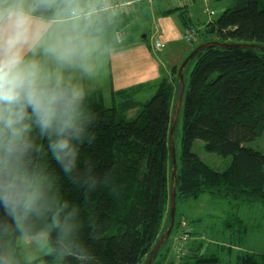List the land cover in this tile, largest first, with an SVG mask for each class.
Returning <instances> with one entry per match:
<instances>
[{
    "label": "trees",
    "instance_id": "obj_1",
    "mask_svg": "<svg viewBox=\"0 0 264 264\" xmlns=\"http://www.w3.org/2000/svg\"><path fill=\"white\" fill-rule=\"evenodd\" d=\"M120 10L102 12L94 21L97 33L109 29L112 15ZM183 20L189 26L188 20ZM200 35L201 44L264 47V0H229L225 11L207 23ZM179 69L173 68L172 79L154 86L156 93L146 103L135 99L146 86L113 92L110 104L101 89L87 91L88 138L80 146L76 179L60 170L48 150L47 137L33 129L35 149L29 166L38 173L43 210L17 228L0 209V224L12 229L0 238V249H9L15 264H79L75 257L60 253L58 229L52 225L54 215L71 217L79 241L96 257L95 264H145L170 224L169 133L179 95ZM184 81L179 150L175 143L177 204L204 196L228 202L232 211L225 214L222 225L230 233L231 243L239 245L249 234V224L238 215L240 208L264 206V153L247 146L264 133V53L208 48L188 63ZM130 111L137 114L128 120L125 115ZM197 141L204 143L208 153L231 157L230 165L221 172L209 166L193 152ZM88 176L94 177V187L88 186ZM182 217L176 213L173 233L180 232ZM44 232L48 233L50 253L25 262L18 239ZM192 232L182 255L170 258L169 240L153 264H222L211 246L191 239ZM219 250L232 253L230 246ZM236 263L264 264V254L247 251L237 256Z\"/></svg>",
    "mask_w": 264,
    "mask_h": 264
},
{
    "label": "clouds",
    "instance_id": "obj_2",
    "mask_svg": "<svg viewBox=\"0 0 264 264\" xmlns=\"http://www.w3.org/2000/svg\"><path fill=\"white\" fill-rule=\"evenodd\" d=\"M95 9L90 0H0V209L17 228L43 210L38 173L29 166L33 129L47 137L60 170L77 178L80 146L88 138L87 90L68 83L64 73L74 69L90 77L95 72L102 54ZM86 182L96 183L91 176ZM52 225L62 255L95 264L70 216L54 215ZM11 230L0 224V238ZM0 264H15L9 249H0Z\"/></svg>",
    "mask_w": 264,
    "mask_h": 264
},
{
    "label": "rangeland",
    "instance_id": "obj_3",
    "mask_svg": "<svg viewBox=\"0 0 264 264\" xmlns=\"http://www.w3.org/2000/svg\"><path fill=\"white\" fill-rule=\"evenodd\" d=\"M105 1L106 0H94V3L99 7L103 5ZM140 1L139 6H137L138 3H135L132 8H124L123 11L117 15H115V13L112 15L115 23L111 24L109 29L102 32L103 36L100 39L102 42V54L95 61L96 69L94 74L90 77L83 76L79 79L77 74L71 70V74L68 78L71 83H81L89 91L101 89L104 92L105 102L109 104L112 101L110 97L111 88L114 90L120 88L125 89L138 85L141 82L147 83V81L153 78L155 73L160 75L161 78L165 77L162 67L166 70L169 64L182 65V62L193 52V48L197 47L200 43L199 38H195L193 42H188L185 39L186 31L191 28L185 29L184 31V25L179 15L176 17L180 26L182 25L183 28L181 36H179L177 40H169L170 42L164 40L162 38L163 29L161 20L166 18L167 15H154L151 9L147 7V3L142 2L148 0ZM158 4L159 3L156 4L157 9L161 10L164 8L159 7ZM210 5L211 10L214 11V16H210V14L206 12V4H204L200 8L199 16H196L198 14H192L193 17L190 19V12L186 14L188 21L191 20L194 26L201 27L204 21H209L214 17L217 18L224 12V5H222L221 2H215L214 4L211 2ZM171 6L173 5L169 2H165L166 8H171ZM98 26H101V24ZM125 28L127 29V33H123V29ZM126 39H128L127 41L131 40L129 44L132 45L128 53L120 54L119 51H110L111 47H113L112 50L117 47L120 48L122 40L124 41ZM157 42H160L162 45V47H158L159 49H157L155 45ZM154 46L157 50L154 49ZM143 47L148 50L152 62L156 64L154 70L148 69L144 65V58L141 55ZM155 93L156 90L145 94H137L135 95V99L146 103ZM136 114V111L128 112L125 117L131 120L136 117ZM181 136L182 119L178 123L175 135L177 150L180 149ZM247 146L264 153V133L260 138H257ZM193 152L219 172L224 171L232 161L231 157L223 158L208 153L205 150L204 143L201 141L195 142ZM228 211L229 213L232 211L228 202L212 196H204L196 202L189 201L188 204L182 201L177 204V214H187L186 216L189 221H192L195 234L194 238L201 239L204 246H211L214 252L222 259V264H237V256L247 251L264 254V206L255 204L240 208L238 215L244 219L245 223L249 224V226L247 225L249 227V234L247 237L243 238V240L247 238L246 241L244 240L239 245L234 241L231 243L230 233L224 231L222 225V220ZM183 223H187V221H182V224ZM179 234L180 232L175 230L170 238L169 244H167L166 248H168V246L171 248L170 258H172L174 251H177L176 245L173 242L177 235V237H179ZM18 245L21 248L25 262L34 261L51 251L48 239L45 241L42 236L21 237L18 239ZM229 246L232 248V253L227 252V250H219L220 247L229 248Z\"/></svg>",
    "mask_w": 264,
    "mask_h": 264
},
{
    "label": "crops",
    "instance_id": "obj_4",
    "mask_svg": "<svg viewBox=\"0 0 264 264\" xmlns=\"http://www.w3.org/2000/svg\"><path fill=\"white\" fill-rule=\"evenodd\" d=\"M106 1H111V2H120V1H122V0H106ZM165 2H169L171 5H173V6H171V8H166L165 7ZM211 2H212V4H214L215 2H221V4L222 5H224V11H225V9L228 7V5H229V0H155V1H153V2H146L147 3V7L149 8V9H151V11L153 12V14L154 15H156V14H159L160 16L162 15V14H165V15H167V17L166 18H163L162 20H161V23H162V29H163V39L164 40H166L167 42H170V41H173V40H177L178 39V37L179 36H181V33H182V25L180 26V24H179V21H178V19H177V15H179V16H181V20H182V22H183V25H184V31H185V29L187 30V29H189V28H193V29H195L196 30V32H197V36L195 37V38H199V40H200V43H199V45H201V42L203 41L202 40V37H201V35H200V32H202V30H203V28L205 27V25L207 24V23H209V22H211L212 20H214V19H216L215 17L214 18H211L209 21H204V23H202L201 25V27H196V26H194L192 23H191V20L190 21H188L189 23V26H186L185 25V22H184V20L183 19H186V20H188L187 19V17H186V14H189V12H190V14H189V17H190V19L193 17V15L192 14H194V15H196V14H198V15H196V16H199V13H200V8H201V6L202 5H204V4H206V8H207V5H208V3H210L211 4ZM140 1L138 2V5L137 6H139L140 4ZM157 3H159L158 4V6L159 7H164V8H162L161 10H159V9H157L156 8V4ZM162 3V4H161ZM93 4H95L94 2H93ZM96 6V5H95ZM136 6V7H137ZM157 6V7H158ZM211 6V5H210ZM132 8V7H131ZM120 11H123V9L122 10H120ZM169 11H171V12H169ZM176 12V13H175ZM195 16V17H196ZM101 16H97L96 18H93V21H98L99 20V18H100ZM110 22L111 23H115V21L114 20H112V19H110ZM120 22V21H119ZM118 23V22H117ZM120 23H122V22H120ZM123 24V23H122ZM158 25V24H157ZM158 28H159V25H158ZM121 29V28H120ZM122 30V29H121ZM124 31H123V33H127V29L125 28V29H123ZM119 31V30H118ZM98 35H99V38L101 39V37L103 36V33L101 32H99L98 33ZM128 39H126V40H122V42H121V47L120 48H116L115 46V48L116 49H114V50H112V48L113 47H111L110 48V51L111 52H114V51H119L120 52V54H126V53H128L129 51H130V49L132 48V45H130L129 44V42L131 41H127ZM170 40V41H169ZM155 45H156V47H157V49H159L158 48V46H157V43H155ZM198 45V46H199ZM155 47V46H154ZM156 47L154 48L155 50H157L156 49ZM196 47H194L193 48V50L195 49ZM141 55H142V57L144 58V60H143V62H144V65L148 68V69H152V70H154L155 68H156V64L154 63V62H152V60H151V58H150V54H149V52H148V50L147 49H145L144 47L142 48V52H141ZM183 63V62H182ZM175 67H181V64L180 65H168V68H166V70H165V68L164 67H162L163 68V73H164V76L165 77H163V78H161L160 77V75H158V74H154L153 75V78L150 80V81H147V83H145V82H141V83H139L138 85H134V86H132V87H128V88H125V89H123V88H120V89H113V88H111V93H110V97H111V95H112V93L114 92V93H117V92H122V91H127V90H133V89H139V88H143V87H147V86H151L150 88H146L145 87V89H144V91H141L140 93H137V94H145V93H149L150 91H153V90H156V88L154 87L156 84H158L159 82H161L162 80H164V79H172V71H173V68H175ZM74 72H75V74H77V76H78V78L80 79V77H83V75L79 72V71H77V70H74V69H72ZM65 77H66V81L68 82V83H71V81H70V79H68L69 78V76H70V74H71V70H65ZM75 78V77H74ZM87 90V89H86ZM99 90V89H98ZM87 91H89V90H87ZM136 94V95H137ZM130 112H133V111H130ZM137 112V111H136ZM187 215V214H186ZM186 215H184L183 214V217L181 218V222L182 221H189V219H188V217L186 216ZM196 218H198V217H196ZM249 226V225H248ZM189 227V229H190V231L192 230L193 232V235H192V240H196L195 238H194V236H195V234H194V229H193V227H192V221H191V223H190V226H188ZM178 236V235H177ZM177 236H176V238L174 239V242L173 243H175V241H176V239H177ZM199 241L201 240V239H198ZM198 240H197V243H199L198 242ZM175 255L177 256V253L174 251V253H173V256H172V258H174L175 257ZM37 260V259H36Z\"/></svg>",
    "mask_w": 264,
    "mask_h": 264
},
{
    "label": "water",
    "instance_id": "obj_5",
    "mask_svg": "<svg viewBox=\"0 0 264 264\" xmlns=\"http://www.w3.org/2000/svg\"><path fill=\"white\" fill-rule=\"evenodd\" d=\"M219 47L222 49H245V50H257L264 53V47L258 45H246V44H223L220 42H207L204 44L199 45L190 56L183 62L179 71H178V84H179V95L178 100L176 102L175 108L173 110L172 119H171V126H170V133H169V149H170V156L172 159V175L170 180V205H169V217H170V224L167 231L160 237L157 244L155 245L154 249L148 256L145 264H153V262L157 259L159 252L161 249L169 242L176 221V213H177V175H178V164H177V157H176V149H175V132L179 123V114L181 112L182 103L184 99V92H185V81H184V72L185 69L190 61L195 59V57L202 51L213 48Z\"/></svg>",
    "mask_w": 264,
    "mask_h": 264
},
{
    "label": "built area",
    "instance_id": "obj_6",
    "mask_svg": "<svg viewBox=\"0 0 264 264\" xmlns=\"http://www.w3.org/2000/svg\"><path fill=\"white\" fill-rule=\"evenodd\" d=\"M139 1L140 0H122L120 2L104 3L103 5H101L99 7L96 6L95 14H94L93 18H96L97 16H99L102 12H114V11H117L119 9L122 10L124 8H130L135 3H138ZM142 2H153V0L142 1ZM206 12L209 13L210 16H214V11H212L210 8V3H208V5H207ZM196 36H197V32L193 28L187 30L185 33V39L188 42H193V40L195 39ZM119 42H121V41H119ZM157 46L162 47L160 42H157ZM189 233H190L189 227L187 226L186 223H183L181 226V229H180L179 237H177V239L175 241V245H176V248L178 251L177 256H180L183 254L184 246L189 239Z\"/></svg>",
    "mask_w": 264,
    "mask_h": 264
}]
</instances>
